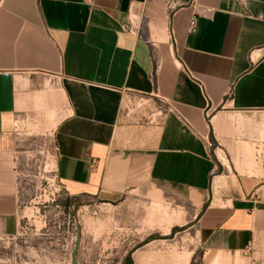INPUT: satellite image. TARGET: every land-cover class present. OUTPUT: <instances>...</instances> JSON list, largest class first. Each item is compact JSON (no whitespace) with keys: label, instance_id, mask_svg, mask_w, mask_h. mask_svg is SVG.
<instances>
[{"label":"crops","instance_id":"obj_1","mask_svg":"<svg viewBox=\"0 0 264 264\" xmlns=\"http://www.w3.org/2000/svg\"><path fill=\"white\" fill-rule=\"evenodd\" d=\"M263 132L264 0H0V236L40 135L70 196L161 202L205 264H264ZM159 240L130 264H170Z\"/></svg>","mask_w":264,"mask_h":264},{"label":"rangeland","instance_id":"obj_2","mask_svg":"<svg viewBox=\"0 0 264 264\" xmlns=\"http://www.w3.org/2000/svg\"><path fill=\"white\" fill-rule=\"evenodd\" d=\"M261 138L264 142V132ZM20 154V224L13 235L0 236V264H130L131 253L153 237L160 239L153 243V253L159 249L165 253L161 260L205 264L203 245L191 243L187 227L170 236L155 233H165L169 221L179 220L172 217L179 218V210L161 202L149 204L140 196L114 205L70 196L54 177L51 145L45 136L32 138Z\"/></svg>","mask_w":264,"mask_h":264},{"label":"bare ground","instance_id":"obj_3","mask_svg":"<svg viewBox=\"0 0 264 264\" xmlns=\"http://www.w3.org/2000/svg\"><path fill=\"white\" fill-rule=\"evenodd\" d=\"M165 212H167L166 210H164ZM154 213V212H153ZM168 213V212H167ZM162 214H164V213H162ZM162 214H160V216L162 215ZM154 215H155V213H154ZM157 215V214H156ZM165 215V214H164ZM152 216V215H151ZM163 216V215H162ZM172 216V215H171ZM171 216H169V217H171ZM156 216H154V218H155ZM173 218H175L174 217V215L172 216ZM172 217H171V219H172ZM156 219V218H155ZM166 219H168V218H166ZM163 220V219H162ZM153 221V220H152ZM174 221H176V220H174ZM169 222H171V221H169ZM161 223V222H160ZM166 225V224H165ZM169 225H171V224H169ZM171 227V226H170ZM165 230H166V232H167V229L166 228H164Z\"/></svg>","mask_w":264,"mask_h":264},{"label":"built area","instance_id":"obj_4","mask_svg":"<svg viewBox=\"0 0 264 264\" xmlns=\"http://www.w3.org/2000/svg\"><path fill=\"white\" fill-rule=\"evenodd\" d=\"M193 25H194V21L191 22V26H193Z\"/></svg>","mask_w":264,"mask_h":264}]
</instances>
